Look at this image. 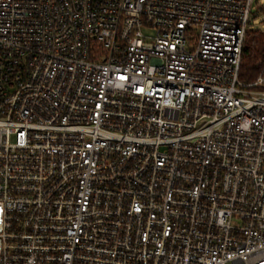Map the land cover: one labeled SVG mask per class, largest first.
I'll return each instance as SVG.
<instances>
[{"label":"built area","instance_id":"2783aa9c","mask_svg":"<svg viewBox=\"0 0 264 264\" xmlns=\"http://www.w3.org/2000/svg\"><path fill=\"white\" fill-rule=\"evenodd\" d=\"M255 0H0V264H264Z\"/></svg>","mask_w":264,"mask_h":264},{"label":"trees","instance_id":"16d2710c","mask_svg":"<svg viewBox=\"0 0 264 264\" xmlns=\"http://www.w3.org/2000/svg\"><path fill=\"white\" fill-rule=\"evenodd\" d=\"M245 43L240 79L245 83H252L264 70V31L249 28Z\"/></svg>","mask_w":264,"mask_h":264},{"label":"rangeland","instance_id":"374dc122","mask_svg":"<svg viewBox=\"0 0 264 264\" xmlns=\"http://www.w3.org/2000/svg\"><path fill=\"white\" fill-rule=\"evenodd\" d=\"M253 12L255 17L251 19L250 29L264 31V0H255Z\"/></svg>","mask_w":264,"mask_h":264}]
</instances>
